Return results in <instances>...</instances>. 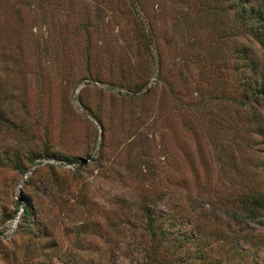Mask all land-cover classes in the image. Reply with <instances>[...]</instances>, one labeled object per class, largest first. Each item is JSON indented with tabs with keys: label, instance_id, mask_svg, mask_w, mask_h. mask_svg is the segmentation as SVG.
<instances>
[{
	"label": "rangeland",
	"instance_id": "1",
	"mask_svg": "<svg viewBox=\"0 0 264 264\" xmlns=\"http://www.w3.org/2000/svg\"><path fill=\"white\" fill-rule=\"evenodd\" d=\"M224 5L0 0V264H264V127L227 96L264 48Z\"/></svg>",
	"mask_w": 264,
	"mask_h": 264
},
{
	"label": "trees",
	"instance_id": "2",
	"mask_svg": "<svg viewBox=\"0 0 264 264\" xmlns=\"http://www.w3.org/2000/svg\"><path fill=\"white\" fill-rule=\"evenodd\" d=\"M223 1L225 2V8L230 13V20L234 21L239 28L251 34L261 44V47L264 48V0ZM244 49H237L238 52H241L239 62L244 67L242 80H239L238 93L237 95L229 93L227 96L228 99L242 105L243 108H252L249 117L258 119L255 120L258 121V127L263 128L264 125L259 120L264 115V68H262L260 59ZM247 70L251 75L247 74ZM17 160L19 161L20 158L17 157ZM243 198V201L247 203L264 205V191L261 189L255 188L244 195ZM22 203L24 216L29 215L31 213L30 207L24 202ZM146 221V229L152 237L157 238L159 241L170 239L168 230L158 223L156 216L153 217L149 213ZM176 240L178 239H174L175 244Z\"/></svg>",
	"mask_w": 264,
	"mask_h": 264
},
{
	"label": "water",
	"instance_id": "3",
	"mask_svg": "<svg viewBox=\"0 0 264 264\" xmlns=\"http://www.w3.org/2000/svg\"><path fill=\"white\" fill-rule=\"evenodd\" d=\"M85 161V158L84 159H82V162H84Z\"/></svg>",
	"mask_w": 264,
	"mask_h": 264
}]
</instances>
